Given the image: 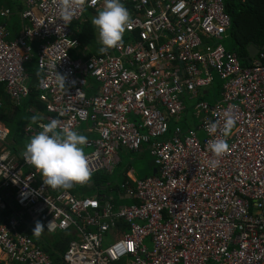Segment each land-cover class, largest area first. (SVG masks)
<instances>
[{
	"label": "built area",
	"instance_id": "built-area-1",
	"mask_svg": "<svg viewBox=\"0 0 264 264\" xmlns=\"http://www.w3.org/2000/svg\"><path fill=\"white\" fill-rule=\"evenodd\" d=\"M121 3L132 18L126 40L88 60L72 58L78 43L70 26L85 11L102 9L103 0H85L68 25L52 0H25L19 29L0 25L6 97L14 106L28 97L25 64L35 59L38 100L46 110L37 124L25 126V146L16 151L7 147L9 131L0 123V264H264V53L243 66L221 44L231 28L224 0ZM10 14L0 11L1 18ZM55 67L67 77L66 93L55 82ZM217 77L219 99L197 101L192 112L200 134L177 127L170 140H157L171 118L182 120L184 101L198 100ZM90 78L102 84L98 95L88 94ZM225 111L236 125L226 138L229 152L212 166L208 144L223 138ZM52 119L73 131L95 125L99 139L87 154L92 175L111 170L110 158L121 148L137 150L150 139L159 175L124 183L123 194L135 201L130 206H116L102 189L79 196L95 188L90 181L50 188L22 153L39 124ZM209 122L218 123L216 133L206 130ZM37 219L46 235L71 236L60 261L23 232V224Z\"/></svg>",
	"mask_w": 264,
	"mask_h": 264
},
{
	"label": "clouds",
	"instance_id": "clouds-1",
	"mask_svg": "<svg viewBox=\"0 0 264 264\" xmlns=\"http://www.w3.org/2000/svg\"><path fill=\"white\" fill-rule=\"evenodd\" d=\"M52 2L54 5H56L59 17L64 25L70 24L75 11L81 9L85 4V0H52ZM93 2L95 3L96 0H93ZM92 25L98 31V40L102 45L99 51L101 54H105L109 49L118 47L122 41L126 40L127 34L129 33L126 29L132 26V18L127 8L121 3V0H103V7L102 9H99L97 15L93 17ZM124 33L126 34L124 35ZM225 38H228V36H225ZM83 58L84 57H78V59ZM90 79V88L88 90V93L92 95H98L101 91L102 84L94 78ZM66 81L67 77L63 74L58 73L55 67V82L57 86L65 93L67 92ZM216 81L217 78L215 80V83ZM215 83L211 87L203 91L200 90L202 91V93L200 94L198 100L186 99L184 101L186 105V111L184 112L182 120L180 122H177L175 118H171V120L169 121L167 133L159 137L157 140H170L173 137L177 127L182 128L184 132H186V129L188 127L193 128L194 130L199 132L197 126L193 125L192 112L197 101H205L213 105L217 98H219L220 95L217 97L216 92L213 88ZM71 85L74 86L75 81H72ZM78 94L79 91L77 95ZM205 97L215 101H206L204 100ZM41 119L42 117L34 115L31 117V123L37 124ZM235 125L236 119L234 118L231 111H225L222 131L223 138L217 137L216 139L210 141L208 144V148L214 157V159L211 161L212 166H218L220 163V158L224 157L229 152L230 148L226 138L232 133ZM39 127L42 130L30 138V142L27 143L22 156L25 162L35 168V170L41 175L45 185L49 186L52 189H68L75 185L87 184L91 180L92 176L98 173L96 172V174L92 175L93 168L91 159L84 152L83 146L88 143L86 136L71 130L69 126L63 124L59 119H52L46 124L40 123ZM218 127L219 125L217 122H209L206 125V130L209 133L214 134L217 132ZM153 141L154 139H150L149 142L142 143V145L148 144L147 149L149 151V154L152 156L154 166L156 167V173L150 176L159 175L160 173V167L156 164V159L151 153V144L153 143ZM22 145L24 147L25 143H22ZM141 147L137 150H130L128 148L121 149L130 152H140ZM117 164L118 163L112 166V169L109 171L107 169L104 170L108 171L110 174H113L115 166ZM129 179V177H126L125 182ZM119 195L120 197H123V200H132L133 204L135 203L133 198L125 197V195L123 194V187L121 190H119ZM52 223L53 222H49L48 229L52 226ZM43 232L44 225L41 222L37 221L33 229V235L39 236ZM45 235L46 234H44V236Z\"/></svg>",
	"mask_w": 264,
	"mask_h": 264
},
{
	"label": "trees",
	"instance_id": "trees-1",
	"mask_svg": "<svg viewBox=\"0 0 264 264\" xmlns=\"http://www.w3.org/2000/svg\"><path fill=\"white\" fill-rule=\"evenodd\" d=\"M226 11L231 17V28L227 35L233 42L232 51L236 52L240 58L243 66H250L247 61L249 57V47L254 45L261 48L264 53V0H224ZM8 8V7H4ZM25 8H20L12 12L8 18L0 17V25H4L5 29L16 32L20 27V13ZM2 9V8H1ZM0 9V10H1ZM72 31H75L73 38L78 42L80 49L87 47L91 49L88 55H82L83 59H88L94 55H102L99 49L102 47L96 40V34L93 30V25L90 22H75L70 26ZM12 36L9 37L12 40ZM73 59L77 57L73 55ZM25 71L29 76L28 88L29 95L26 99H22L20 106H14L4 92V85L0 84V101L2 102V109L0 110V122L8 129V145L16 151L23 147L22 132L25 126L31 123V117L34 115L40 116L45 113V105L38 100L39 92L36 90L40 72L37 69L35 59L25 64ZM39 73V75H38ZM219 79V78H218ZM218 82V81H216ZM221 82V81H220ZM216 96L219 93L216 92ZM216 97V98H217ZM219 98H217L218 100ZM32 107L35 111L29 113L27 109ZM20 112L19 117L17 114ZM127 171H122L121 176L126 180ZM111 175V174H109ZM113 175V174H112ZM123 197H120L121 200ZM9 213L6 207L3 214ZM39 219L30 221L22 225V230L26 236L33 241V243L41 248V250L48 255L53 262L60 261V257L66 251L69 242L72 240L68 234H56L51 237L49 242L44 241V234L39 236L33 235V229ZM42 223V222H41Z\"/></svg>",
	"mask_w": 264,
	"mask_h": 264
},
{
	"label": "rangeland",
	"instance_id": "rangeland-1",
	"mask_svg": "<svg viewBox=\"0 0 264 264\" xmlns=\"http://www.w3.org/2000/svg\"><path fill=\"white\" fill-rule=\"evenodd\" d=\"M97 15L96 13H92L89 10L84 12V15L81 19V23H85V22H90L92 24V19L93 17H95ZM93 30L96 34V40L99 43L98 40V31L95 29V27L93 26ZM126 33H124L125 35ZM221 43L224 45V47L227 50H231L233 47V42L230 38H225L223 41H221ZM100 44V43H99ZM217 81L214 85V91L217 93H220L221 88H222V82H220V80L217 77ZM17 117H19L20 112L16 113ZM27 125H34L32 123H29ZM26 125V126H27ZM84 129V126L80 127V130ZM23 143H26V140H23ZM91 151H93V149H89V148H85L84 152L85 154L90 153ZM151 162L152 159H121V165L115 167V170L113 172V175H109L110 173L106 170H99L98 173L96 175H93L90 182H92L94 184L93 189H89L87 190L85 193L83 194H78L81 197H93L96 195V193L98 192V190L102 189V194L103 195H107L111 198H113L115 200V205L116 206H130L133 204L132 200H121L120 199V195H119V190L122 189L123 184H124V179L121 176L122 171L124 170H128L130 168V170L134 171V174L137 178H145V176L150 175L152 173V168H151ZM75 194H77V192H74ZM2 211V210H1ZM42 234H45L44 232ZM56 234H50L48 236H44V241L49 242L51 240L52 236H55ZM109 242L114 241L113 236H110ZM149 249L152 250L151 245H148Z\"/></svg>",
	"mask_w": 264,
	"mask_h": 264
},
{
	"label": "crops",
	"instance_id": "crops-1",
	"mask_svg": "<svg viewBox=\"0 0 264 264\" xmlns=\"http://www.w3.org/2000/svg\"><path fill=\"white\" fill-rule=\"evenodd\" d=\"M24 2H25V0H0V9L2 8L0 11H2L4 9H9L12 12H14L15 10H19L20 8H23ZM4 7H8V8H4ZM72 34L74 35L75 31H72ZM73 39H75V38H73ZM89 51H91V49H88L87 47H85L84 49H80L79 46L77 45V47L72 51V53L74 56H76L78 58L79 56L82 57V55H88ZM204 100L211 101V102L215 101V100H212V99L206 98V97L204 98ZM82 126H84V129L80 130V127H82ZM94 129H95V125L92 122L82 123L76 127L77 133L82 134V135L87 137L88 143L85 146H83L84 149L89 148L90 150L93 149V151H94V149H95L94 144L99 139V135ZM147 147H148V144H143L140 152H130V151L121 149L114 156H112L110 159H115L116 163H118L115 167L121 165V159H152V162H151L152 173L150 175H153L154 171L156 170V167L154 166L153 158L149 154ZM150 175H147V176H150ZM147 176H145V177H147ZM126 177H129L132 179H141V178H137L134 174V171L130 170V168L127 170ZM146 244L151 245L150 240H148L146 242ZM5 264H7V263H5Z\"/></svg>",
	"mask_w": 264,
	"mask_h": 264
},
{
	"label": "water",
	"instance_id": "water-1",
	"mask_svg": "<svg viewBox=\"0 0 264 264\" xmlns=\"http://www.w3.org/2000/svg\"><path fill=\"white\" fill-rule=\"evenodd\" d=\"M248 51H249V57H248L247 61L250 64L252 62L253 58L256 57L263 50L261 48L257 47V46L252 45V46L249 47ZM154 173H156V171H154ZM12 200L13 199H11V201Z\"/></svg>",
	"mask_w": 264,
	"mask_h": 264
}]
</instances>
